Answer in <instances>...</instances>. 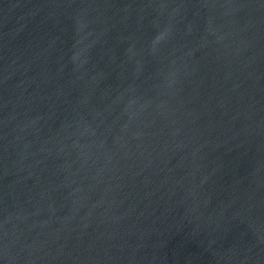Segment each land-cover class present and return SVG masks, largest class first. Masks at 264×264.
Wrapping results in <instances>:
<instances>
[{"label":"water","instance_id":"obj_1","mask_svg":"<svg viewBox=\"0 0 264 264\" xmlns=\"http://www.w3.org/2000/svg\"><path fill=\"white\" fill-rule=\"evenodd\" d=\"M0 264H264V0H0Z\"/></svg>","mask_w":264,"mask_h":264}]
</instances>
